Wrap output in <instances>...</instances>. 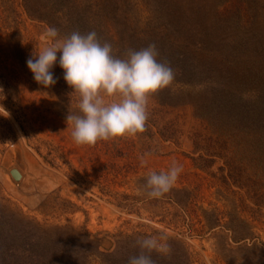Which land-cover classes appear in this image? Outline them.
<instances>
[{
  "label": "rangeland",
  "instance_id": "374dc122",
  "mask_svg": "<svg viewBox=\"0 0 264 264\" xmlns=\"http://www.w3.org/2000/svg\"><path fill=\"white\" fill-rule=\"evenodd\" d=\"M237 1L238 4L242 3L240 5L243 9L251 7L260 10L262 7L261 1ZM44 2L32 0L30 7L29 0H0V201L9 211L6 218L19 216L20 223L25 226L21 231L29 227L45 233L48 239L68 243L83 241V233L86 231L95 243L87 245L89 253L96 254L94 256L98 258L89 256L87 251L83 258L81 252L84 248L76 250L72 245L65 246L68 251L64 253V259L75 264H102L106 262L103 254L112 253L115 257L127 251L130 246L133 253H138L140 248L137 244L130 245L119 240L121 236L132 237L136 234L167 237L171 246L167 256L169 264H186L187 259L189 264H225V259H221L225 256L224 251L219 248V242L225 239L222 229L212 235L197 237L193 230L200 229V226L193 228V223L184 218L170 222L169 216L164 217V210L178 213L175 207L172 211L167 205L148 204L149 199L146 200L145 195H140L132 188L131 193L135 199L127 201L129 207L122 208L119 200L98 192L94 187L93 175L84 177L86 149L84 151L82 145L74 142L72 127L66 124L67 114L78 112V94L72 92L66 84L58 63L52 69L57 82L47 88L38 84L27 68V60L43 47L41 36L48 25L29 18L24 6H29L27 10L32 11V8L39 9ZM231 2L129 0L124 8L132 16L133 22H137L133 27L136 42L149 45V39L154 40L156 37L151 29L158 24L164 28L174 46L184 50V39H189L193 33L192 38L196 39L192 43L196 46L203 31L214 22L220 28L217 38H227V41L240 39L245 31L248 33L249 30L252 32L259 28L258 25L250 26L245 22H240L237 28L228 27L231 19L236 23L235 15L225 13ZM82 3L79 2L78 11L88 16L89 10ZM118 5L121 6L122 2ZM64 20L66 22H58L62 28L59 33L66 35L71 27H63L69 23L68 17H64ZM171 26L175 29L183 26L188 30L180 35L179 31L173 33ZM240 26H247L246 30ZM59 55L57 53L58 59ZM175 82L173 84L176 88L191 94L193 88L181 87L180 83ZM182 98L184 102L193 100L187 96ZM148 110L154 113L155 122L171 123L178 132L182 129L183 136L177 135L170 139L160 129L162 125L155 126L151 130V143L145 152H141L147 164L142 166L140 160V165H136L137 176L143 178L147 177L149 171H166L175 161L182 166L183 171L173 188L195 189L203 203L212 202L215 183L196 170L190 160L191 149L185 135L189 130L201 129V124L193 119L192 110L189 107L173 110L161 108L150 98ZM35 149L47 161L53 162L52 166L42 161ZM141 156H137V159ZM97 160L93 158L91 164ZM112 187L109 189L112 190ZM255 227L256 233L263 237L264 229L257 224ZM55 249L60 250L61 246L57 244ZM113 252L118 253L115 255ZM236 257L239 260L237 264H254L251 260L248 263V259H243L242 255ZM159 262L163 263L162 260Z\"/></svg>",
  "mask_w": 264,
  "mask_h": 264
},
{
  "label": "trees",
  "instance_id": "16d2710c",
  "mask_svg": "<svg viewBox=\"0 0 264 264\" xmlns=\"http://www.w3.org/2000/svg\"><path fill=\"white\" fill-rule=\"evenodd\" d=\"M29 1L32 7V0ZM128 1L45 0L39 9L32 8L30 11L27 10L29 6L24 7L29 18L46 23L48 27H58L59 31L62 28L58 22H66L64 17H68L69 23L63 25L65 28L71 27L68 34L73 31L81 34L95 31L102 43L109 42L114 54L122 56L129 48L139 50L148 46L145 42L134 40L137 22H133L132 16L124 8ZM232 1L225 13L235 15L236 23L231 19L228 27L237 28L240 22H245L250 26L258 25L257 30L245 31L240 39L221 40L217 38L220 28L214 22L203 31L196 46L192 43L196 39L192 38V33L189 39H184L186 48L181 50L174 46L164 28L157 24L151 29L155 39H149L150 44L154 43L158 49V61L167 62L174 70L175 83L193 88L191 94H187L172 82L169 87L151 95L150 99L161 108L173 110L189 107L193 119L201 124L200 130H189L185 137L190 144L193 167L215 183L213 201L203 203L195 189L182 187L172 188L159 199L148 197L146 177L137 176L136 165H140L137 156H141L152 141L151 130L162 125L160 129L167 133L168 138L183 136L182 129L178 132L171 123L155 122V115L150 110L147 131L144 133L136 137L99 141L94 146L82 145L86 149L83 175L85 178L93 175L94 187L98 192L119 200L122 208L129 207L127 201L135 199L131 193L134 188L140 195H145L146 200L149 199L148 204L167 205L172 211L175 207L178 210L176 214L169 210L163 212L164 217H170V222L184 218L193 223V228L200 226V229L193 230L197 237L212 235L222 229L225 239L219 242V248L224 251L225 256L221 259H225V264L239 263L236 255L247 258L248 263L251 260L254 264H264V236L256 233L255 227L257 224L264 229V0H256L262 2L260 10L251 7L243 9L242 3ZM79 2L88 8V16L78 11ZM119 2H122L121 6ZM243 27L246 30L247 26L239 28ZM171 30L179 31L182 35L188 29L171 26ZM66 35L60 34L61 37ZM186 96L193 100L184 102L182 97ZM21 130L24 132L22 127ZM35 152L42 161L52 166L53 162H48L38 150L35 149ZM93 158L98 160L91 164ZM8 212L0 201V264H75L64 259V253L68 251L65 246L69 245L76 250L84 248L81 252L83 258L86 251L89 256L96 255L89 253L87 245L95 243L86 231L83 241L68 243L48 239L45 233L29 227L21 231L25 228L20 223L21 218L13 215L8 219ZM17 226L21 228L17 229ZM143 237L147 236H121L119 240L134 245ZM57 244L61 246L60 250L55 249ZM131 250L133 248L130 246L122 254L113 252L117 254L115 257L112 253L103 254L106 262L102 264H128L131 256L139 254ZM121 255L123 257L119 260ZM151 255L155 263L169 264L168 255L156 252Z\"/></svg>",
  "mask_w": 264,
  "mask_h": 264
},
{
  "label": "clouds",
  "instance_id": "9594fccd",
  "mask_svg": "<svg viewBox=\"0 0 264 264\" xmlns=\"http://www.w3.org/2000/svg\"><path fill=\"white\" fill-rule=\"evenodd\" d=\"M41 40L43 47L27 60V68L45 88L57 82L52 71L57 63L63 70L66 84L79 96L78 112L66 116L77 145L94 146L147 131L150 96L169 87L175 78L170 65L158 61L154 43L139 50L129 48L117 56L112 45L102 43L95 31H73L61 37L54 26L45 29ZM140 160L142 166L147 164L143 156ZM182 171L175 161L166 171H149L145 183L148 197L159 199L169 193ZM136 243L140 252L131 256L128 264H155L152 252H171L165 236L143 237Z\"/></svg>",
  "mask_w": 264,
  "mask_h": 264
}]
</instances>
